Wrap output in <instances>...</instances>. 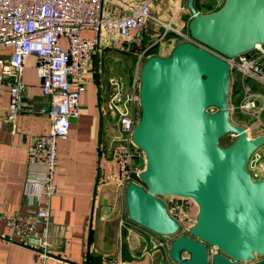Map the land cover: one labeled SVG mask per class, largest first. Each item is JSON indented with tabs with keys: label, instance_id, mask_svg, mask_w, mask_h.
I'll return each mask as SVG.
<instances>
[{
	"label": "water",
	"instance_id": "95a60500",
	"mask_svg": "<svg viewBox=\"0 0 264 264\" xmlns=\"http://www.w3.org/2000/svg\"><path fill=\"white\" fill-rule=\"evenodd\" d=\"M185 7L186 31L202 46L181 41L167 56H147L139 68V113L130 140L144 165L138 181L125 185L126 216L174 236L167 254L176 264H264V177L252 179L246 169L264 134L248 137L229 122L223 59L264 44V0H222L208 13L198 12L194 0ZM227 133L235 139L223 147L219 138ZM165 195L196 206L188 235H175L177 222L160 198Z\"/></svg>",
	"mask_w": 264,
	"mask_h": 264
},
{
	"label": "crops",
	"instance_id": "0c3cea01",
	"mask_svg": "<svg viewBox=\"0 0 264 264\" xmlns=\"http://www.w3.org/2000/svg\"><path fill=\"white\" fill-rule=\"evenodd\" d=\"M205 2L212 9L220 5L219 0H194L198 12L213 11L200 9ZM103 5L106 14L124 13L108 0ZM150 14L160 22L170 23L172 29L166 31L163 46H149L164 29L148 21L140 32L141 44L128 40L99 47L85 74V89L79 95L81 112L70 120L67 138L56 143V193L49 203L47 264H104L107 258L119 259L124 264L172 263L167 250L174 236L158 235L127 218L125 187L116 182L117 166L112 156L118 125L109 105L113 88L108 80L119 79L125 89L147 56H167L181 42L178 33L188 34L186 24L190 15L185 0H154ZM138 48L147 49L136 69ZM152 48L155 51L146 55ZM35 62L33 55L25 61L21 75L23 108L13 119L6 112L7 87L0 86V212L5 214H24L32 209L22 194L26 147L32 137L45 133L49 126L47 116L38 112L48 105L49 98L40 91ZM253 90L260 96V105L264 86L253 84ZM36 229L40 230L41 225ZM0 264H38L34 248L21 244L1 222Z\"/></svg>",
	"mask_w": 264,
	"mask_h": 264
},
{
	"label": "built area",
	"instance_id": "2783aa9c",
	"mask_svg": "<svg viewBox=\"0 0 264 264\" xmlns=\"http://www.w3.org/2000/svg\"><path fill=\"white\" fill-rule=\"evenodd\" d=\"M131 1L108 0L124 11L109 15L104 12V0H0V86L5 84L7 87V115L13 119L23 108L21 75L29 55L36 58L34 73L40 91L49 98L48 105L38 109L40 114L47 116L48 129L32 137L26 147L22 194L32 209L24 214L0 212V222L11 234L17 236L24 246L34 248L38 264H47L50 258L46 232L50 199L56 193V143L67 138L70 120L81 112L78 99L85 89V74L93 54L99 47L112 46L117 41L130 40L136 45L141 44L140 32L148 21L162 25L164 29L149 46L162 43L166 31L172 29L169 22H160L150 14L154 0ZM84 30L91 31L90 38L82 36ZM132 31L136 34L132 35ZM178 34L181 41L202 46L188 34ZM61 38L66 42L63 47ZM146 49L138 48L136 69ZM223 59L228 63V109L258 117L264 108V97L260 98L261 104L258 105L260 96L254 92L253 84L264 86V44L255 45L249 52L234 58ZM108 82L113 88L109 105L118 125L112 150L117 166L116 182L125 187L134 181L132 174L139 172L134 158L141 152L130 140L139 113L138 74L125 89L119 79L110 78ZM230 96H233L234 104L230 102ZM189 202L192 201L188 198L170 196L164 204L167 214L177 222L176 236L188 235V228L193 224L181 211ZM37 225H41L40 230L36 229ZM160 245L163 247L164 243ZM210 252L214 253L215 248L211 247ZM104 264L124 263L107 258Z\"/></svg>",
	"mask_w": 264,
	"mask_h": 264
},
{
	"label": "rangeland",
	"instance_id": "374dc122",
	"mask_svg": "<svg viewBox=\"0 0 264 264\" xmlns=\"http://www.w3.org/2000/svg\"><path fill=\"white\" fill-rule=\"evenodd\" d=\"M132 3H135L134 0L131 1ZM205 11V10H202ZM106 14V13H105ZM82 36L85 38L91 37V31L85 30L82 32ZM63 39V38H61ZM60 39V45L63 47L65 46L66 42H62ZM65 41V39H63ZM163 43L159 42L158 47H162ZM167 54V52H165ZM238 94L240 91L237 92ZM235 101L238 99V95L235 97ZM233 96H230V102L235 103ZM208 112H214L215 108H207ZM229 122L232 125H239L242 128H244L246 134L248 137H254L258 134L264 133V108L260 110L258 117L252 116L248 113H242L237 111L236 109L229 110L228 115ZM224 139L226 140L227 144H231L235 136L232 134H224L222 135ZM221 136V137H222ZM247 171L252 179L257 178H263L264 177V145L260 146L256 151H254V154L249 158V161L247 163ZM165 201L169 199L170 196H161ZM182 213L185 217L188 218L189 221L194 222L195 213H196V206L189 202L187 207L182 208ZM185 224H187V221H183Z\"/></svg>",
	"mask_w": 264,
	"mask_h": 264
},
{
	"label": "trees",
	"instance_id": "16d2710c",
	"mask_svg": "<svg viewBox=\"0 0 264 264\" xmlns=\"http://www.w3.org/2000/svg\"><path fill=\"white\" fill-rule=\"evenodd\" d=\"M194 6L196 7L195 4H194ZM199 7H200L201 10H205V11H211V10L214 11V10H216V9L218 8V7H216V8H214V9H212V8L208 5L207 2L202 3V5L199 6ZM154 51H155V48H152L151 50H147L146 55H147L148 53H151V52L153 53ZM219 144H220L221 146H223V147L230 145V144H227V142H226V140L224 139L223 136L219 138ZM138 155H139V156H140V155L142 156L141 153L138 154ZM138 155L134 158V164L136 165L137 170L140 171V170H142V168H143L144 161H142V158L139 157ZM142 157H143V156H142ZM132 179H133L134 181L137 182V181H138L137 174H135V173L132 174Z\"/></svg>",
	"mask_w": 264,
	"mask_h": 264
}]
</instances>
